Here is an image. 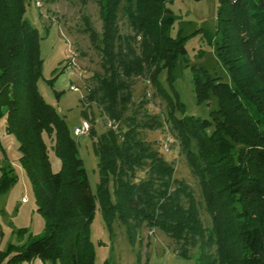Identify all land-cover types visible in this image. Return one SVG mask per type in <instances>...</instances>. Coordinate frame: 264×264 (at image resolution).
I'll return each mask as SVG.
<instances>
[{"label":"trees","instance_id":"obj_1","mask_svg":"<svg viewBox=\"0 0 264 264\" xmlns=\"http://www.w3.org/2000/svg\"><path fill=\"white\" fill-rule=\"evenodd\" d=\"M122 1L127 35L120 34L117 25ZM172 1L97 0L102 32L99 37L91 32V39L101 52L103 73L87 99L104 108L112 126L96 136L90 129L96 137L92 147L99 173L94 193L77 139L37 90L42 60L37 30L25 18L26 0H0V118L4 130L17 139L20 166L35 210L44 219L40 237L0 250V264L11 252L4 264L35 257L94 264L88 228L96 199L105 224L111 227L118 218L131 243L145 224L181 242L184 258L189 247H197L195 264H264V0H218L217 53L230 81L193 77L197 102L211 94L217 98L209 118L176 116L184 104L173 87L171 70L186 49L183 37L167 33L177 18L167 8ZM204 35L212 41L208 30ZM162 69L168 72L171 92L158 78ZM144 73L166 99L168 110L163 119L146 115L138 123L126 113L131 80ZM122 119L127 121L125 130ZM163 122L169 123L199 179L210 226L202 221L188 185L174 178L172 162L138 137V126L158 128ZM44 136L60 161L55 172ZM143 166L145 176L136 180ZM15 181L11 169H3L0 194Z\"/></svg>","mask_w":264,"mask_h":264},{"label":"rangeland","instance_id":"obj_2","mask_svg":"<svg viewBox=\"0 0 264 264\" xmlns=\"http://www.w3.org/2000/svg\"><path fill=\"white\" fill-rule=\"evenodd\" d=\"M40 1V5H37ZM120 4L117 25L120 34H129L128 21ZM218 0H173L167 8L177 16L168 29V35L183 37L186 49L184 56L176 59L171 70L173 87L184 104L176 116L193 115L209 118L210 112L217 108V98L210 95L208 100L197 102L193 88L195 74L205 77H220L229 82L227 67L220 60L217 47L221 43V33L217 31ZM25 18L37 30L39 37V56L42 60L41 75L36 85L42 98L64 117L74 138L77 139L79 154L83 160L92 192H96L99 180L98 158L93 151L95 136L112 122L104 108L87 99L89 90L96 86L98 75H102L101 52L91 39V32L97 37L102 32L97 0H26ZM208 30L212 41L208 42L204 32ZM66 66V67H65ZM168 72L162 69L159 80L171 92L167 81ZM147 73L131 80V99L127 105V116H134L139 123L146 115L166 116L168 110L164 96L150 84ZM74 85L76 90L71 89ZM84 112V113H83ZM85 120L90 123L95 136L88 134L76 137L73 128ZM122 130L127 121L122 119ZM4 117L0 118V177L3 169H11L16 181L0 194V250L7 251L9 244H22L43 234L44 219L35 210L33 192L19 163L17 139L14 134L4 130ZM90 128V129H91ZM138 137L149 144L174 166V178L188 185L199 204L202 221L210 226V216L205 208L199 179L191 170L179 140L171 131L169 123L158 128H136ZM48 147V157L53 172L60 167L51 141L44 136ZM167 148L168 150H166ZM146 166L136 171V180L145 176ZM112 194V183L109 182ZM22 196L26 197L22 201ZM89 238L94 254V264H195L197 247L187 249L188 257L180 255L181 242H177L167 232L143 224L136 230L135 240L130 242L126 226L113 218L108 227L102 217L98 199L89 224ZM12 252L5 256L2 264ZM17 264H61L59 260L25 259Z\"/></svg>","mask_w":264,"mask_h":264},{"label":"built area","instance_id":"obj_3","mask_svg":"<svg viewBox=\"0 0 264 264\" xmlns=\"http://www.w3.org/2000/svg\"><path fill=\"white\" fill-rule=\"evenodd\" d=\"M37 5H40V1H37ZM70 88L76 90V87L74 85H71ZM107 126L108 127L112 126V122L108 121ZM90 128H91L90 123H88V121L83 120L80 125L73 128V134L76 137L88 134ZM165 149L167 150V148ZM23 200H25V198H23Z\"/></svg>","mask_w":264,"mask_h":264},{"label":"crops","instance_id":"obj_4","mask_svg":"<svg viewBox=\"0 0 264 264\" xmlns=\"http://www.w3.org/2000/svg\"><path fill=\"white\" fill-rule=\"evenodd\" d=\"M23 198H25V200H26V197L25 196H22V201H25V200H23Z\"/></svg>","mask_w":264,"mask_h":264}]
</instances>
